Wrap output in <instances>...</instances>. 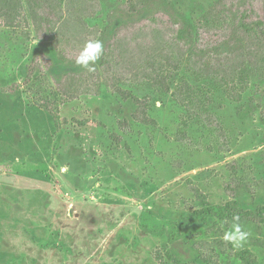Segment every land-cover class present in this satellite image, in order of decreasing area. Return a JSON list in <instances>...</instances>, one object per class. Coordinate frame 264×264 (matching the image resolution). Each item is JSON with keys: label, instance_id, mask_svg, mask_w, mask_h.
I'll return each mask as SVG.
<instances>
[{"label": "rangeland", "instance_id": "374dc122", "mask_svg": "<svg viewBox=\"0 0 264 264\" xmlns=\"http://www.w3.org/2000/svg\"><path fill=\"white\" fill-rule=\"evenodd\" d=\"M99 1L88 25L102 33L104 48L119 26L153 16L172 23L193 56L226 54L242 43L197 45L216 0H148L136 14ZM35 57L32 78L44 77L43 99L55 92V79L85 71L28 30L0 26V264H242L244 250L264 264V224L242 225L249 235L237 248L223 239L232 224L201 220L194 195L208 205L230 202L228 164L264 152V79L251 77L243 101L231 104L220 90L206 94L211 82L202 88L184 62L169 81L196 85L195 110L147 84L123 85L127 100L102 85L98 96L60 99L55 129L25 84ZM135 99L148 106V125L133 118ZM250 185L255 205L264 207V183Z\"/></svg>", "mask_w": 264, "mask_h": 264}, {"label": "trees", "instance_id": "16d2710c", "mask_svg": "<svg viewBox=\"0 0 264 264\" xmlns=\"http://www.w3.org/2000/svg\"><path fill=\"white\" fill-rule=\"evenodd\" d=\"M239 1L216 0L210 24L202 27L201 33L195 36L197 45L205 43L206 47L229 42L233 38L240 39L241 45L232 52L193 56L178 40L176 27L161 17L153 16L116 28L95 70L64 74L55 79V92L50 91L47 98L41 97L46 94L44 77L32 78L38 70L36 57L27 68L25 84L34 95V104L53 118L55 129L60 127V99L70 103L81 96H98L102 85L127 100L131 97L122 89L123 85L147 84L164 95L170 94L179 104L186 101V105L190 104V111L195 110L198 103L196 85L182 81L172 87L169 81L172 73L180 70L184 62L190 64V75L196 83L211 82V89L205 87L206 83L201 84L207 89L204 91L206 94L220 90L229 103L239 104L250 89L251 77L258 75L264 79V0H243L242 7L237 6ZM115 3L118 10L136 14L147 6L148 0H115ZM256 7H260L261 14H256ZM99 10V0H0V26L10 30H28V38L33 35L36 41L47 42L60 58L75 61L87 41L99 40L102 35L98 29L88 25L89 20L98 16ZM229 11H233V17ZM135 102L138 108L133 118L148 125V106L144 101L135 99ZM237 117L243 119V113L239 111ZM249 159L240 157L228 164L234 177L226 188L232 199L225 205H208L194 189V195L202 206L197 211L201 220H215L213 227L223 223L227 228L233 223V217L238 216L241 227L248 224L258 229L262 227L264 207L255 205L253 200L258 194L250 183L253 182L258 189L264 180L246 179L243 175L245 171L254 176L264 175V152ZM238 256L242 264H256L248 250L241 251Z\"/></svg>", "mask_w": 264, "mask_h": 264}, {"label": "clouds", "instance_id": "9594fccd", "mask_svg": "<svg viewBox=\"0 0 264 264\" xmlns=\"http://www.w3.org/2000/svg\"><path fill=\"white\" fill-rule=\"evenodd\" d=\"M103 49L104 45L100 40L87 41L79 51V54L76 56L75 64L89 72L94 71V66L101 58ZM239 219L240 218L238 216L233 217L231 230L227 231L223 236L225 241L232 243L237 248L242 245L249 235L248 232L242 229Z\"/></svg>", "mask_w": 264, "mask_h": 264}]
</instances>
